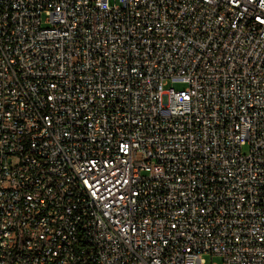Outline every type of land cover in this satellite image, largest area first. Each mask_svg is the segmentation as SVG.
<instances>
[{
	"label": "built area",
	"instance_id": "built-area-1",
	"mask_svg": "<svg viewBox=\"0 0 264 264\" xmlns=\"http://www.w3.org/2000/svg\"><path fill=\"white\" fill-rule=\"evenodd\" d=\"M212 257L264 264V0H0V264Z\"/></svg>",
	"mask_w": 264,
	"mask_h": 264
},
{
	"label": "rangeland",
	"instance_id": "rangeland-1",
	"mask_svg": "<svg viewBox=\"0 0 264 264\" xmlns=\"http://www.w3.org/2000/svg\"><path fill=\"white\" fill-rule=\"evenodd\" d=\"M167 88H171L175 91H183L184 90V86L180 85V84H175V85H169ZM248 152V148L247 147H243L242 148V153L246 154ZM205 260L207 261V263H209L210 260V256H206ZM212 262L214 264H221V260L219 257H212Z\"/></svg>",
	"mask_w": 264,
	"mask_h": 264
}]
</instances>
